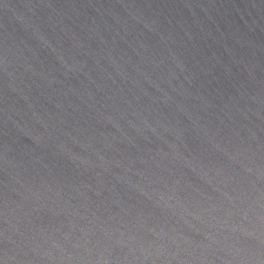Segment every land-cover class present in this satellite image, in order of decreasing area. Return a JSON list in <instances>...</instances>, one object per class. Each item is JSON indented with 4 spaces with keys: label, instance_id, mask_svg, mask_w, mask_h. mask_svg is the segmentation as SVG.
Instances as JSON below:
<instances>
[{
    "label": "water",
    "instance_id": "95a60500",
    "mask_svg": "<svg viewBox=\"0 0 264 264\" xmlns=\"http://www.w3.org/2000/svg\"><path fill=\"white\" fill-rule=\"evenodd\" d=\"M0 264H264V0H0Z\"/></svg>",
    "mask_w": 264,
    "mask_h": 264
}]
</instances>
